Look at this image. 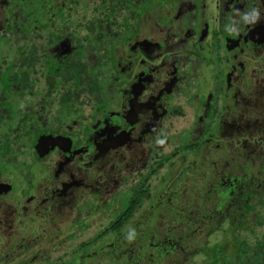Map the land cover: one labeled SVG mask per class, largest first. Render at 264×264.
Masks as SVG:
<instances>
[{"label":"rangeland","instance_id":"374dc122","mask_svg":"<svg viewBox=\"0 0 264 264\" xmlns=\"http://www.w3.org/2000/svg\"><path fill=\"white\" fill-rule=\"evenodd\" d=\"M37 1V3H36ZM55 1V7L52 11L50 6L47 8L48 13V20L46 19V16H44V10L39 7V3H42V0H33L32 4H28V1L25 0L23 3L24 6V12L27 10L34 9L36 14H34V19L41 22V25L44 28L49 26L52 29L46 30V34H51L55 32L54 30L57 29V32L60 31V33H63V29L65 30L66 34L70 33V28L72 26V32L74 34H77L79 37H84L89 32L86 29L89 22H93L96 20H92L90 16L85 15H79V12L74 8V3H70L71 0H54ZM96 4H98L102 0H93ZM113 1V0H112ZM117 0H115L116 2ZM157 6L153 5L154 7H151V13H156V24H153V19L150 20L149 18H146V20L149 21V23H145L147 26H150L151 28H156L155 31L161 36L164 34L167 35L169 32V29H166V27L170 26V22L178 23L179 18L178 14L176 13L177 7H178V0H155ZM183 1V0H180ZM184 7L186 5V2L190 3L192 5L191 11L194 12V6L197 8L195 13H198V16L200 17V14L203 13V11H206V9L201 8V0H184ZM209 0H207L208 2ZM214 2V1H213ZM213 2L210 4L212 5ZM215 5L213 9L215 10L217 8V0H215ZM106 7L111 8L110 3L106 2ZM119 4V3H117ZM130 4L129 1L125 2V5ZM220 5V13H221V27L222 29H228L231 27L226 35L235 36L236 30H239L243 33L246 32L248 29V26L250 25V15L254 13L255 8L254 7H247L244 9H236V12H227L225 9H223V0L219 3ZM48 7V6H47ZM140 10V17L144 16V13L142 11L143 9L142 5L138 7ZM65 11L66 13L70 14L66 15L64 19H61L60 24L56 22V19L58 16V12L56 11ZM149 10V8L147 9ZM146 10V11H147ZM261 10H264V5L261 8ZM185 15L187 14L188 10H185ZM190 11V12H191ZM11 10L9 9L8 14H10ZM174 12V13H173ZM215 13L217 14V10H215ZM125 14V13H124ZM174 14V16H173ZM165 15V19H162V16ZM20 16H24L23 13L19 14L16 17L18 20H20ZM55 18H54V17ZM124 16V15H122ZM148 16V15H145ZM150 16V15H149ZM0 18H8L7 24L13 28L16 27V23L14 22V17H11L10 15H7L5 17L4 12L0 13ZM9 18L11 20H9ZM123 18V17H122ZM264 18V17H263ZM263 18H258V22H261ZM52 19V20H51ZM53 19H55L53 21ZM137 19V18H134ZM185 18H182V21ZM21 20H25L24 18H21ZM67 21H70L69 24H67ZM253 22V21H252ZM133 23V21H127L126 24ZM25 24V23H24ZM54 24V25H53ZM67 24V25H65ZM26 25H28L26 23ZM40 24L38 26H41ZM213 24H210L212 26ZM29 26V25H28ZM67 26V27H66ZM173 26H177L174 24ZM201 17L196 22V28L201 27ZM110 28V26H107ZM27 28V26H26ZM124 28H127L124 26ZM129 28V27H128ZM141 29L138 31V34L141 35L140 37H148L149 35V28L147 27H140ZM24 31L26 34V37H29L28 33L25 32V28H19L17 31ZM13 30L9 31L8 34H11ZM126 35H123L121 33L119 37L121 39H125L127 36H129V32ZM173 33V30H171V34ZM137 34V32H136ZM170 34V35H171ZM21 36V35H19ZM23 37V36H22ZM114 37H116V34H114ZM118 37V36H117ZM165 36L162 38L165 41ZM5 37H0V48L4 49L5 44ZM134 41V39H133ZM158 42L160 41V38H158ZM163 43V42H162ZM216 43V42H214ZM99 44V43H97ZM202 45L199 46V50H203L205 52L207 50V47L205 46L204 39L201 42ZM88 45L86 44V47ZM95 45L94 47H96ZM203 47V48H202ZM240 47V46H239ZM236 49V58L235 59H223L220 63H225L223 66L222 74L224 71H228L225 75L226 78L223 81H220L216 83V79H213V70H207L204 69L202 66L201 61L198 62V65L193 66L191 65L192 58H189L190 61V76H187L188 78V85H190V89L196 91L199 90L197 99L194 98L192 91L190 89H185V95L183 98V102L180 101L179 106H176L174 110L172 107H174L171 103H167L162 109V117L163 119L167 120L166 125H162L164 123V120L162 119L161 124L154 125L152 127L153 130H149L148 132L144 133L145 135L143 137H140L141 139L139 141H135L125 147H122L118 150L111 151L109 155L106 158H101L96 161H94L93 164L85 163L84 159H80L79 153L74 152L72 155L69 156V161H67V164L65 165V168L67 167L70 174H72L78 181L79 185H76L73 189L72 193H70L68 199L63 200V202L58 201L55 202V204H50L48 200H45L47 198L43 196H47L51 194L50 187L53 185H56L55 181L50 179L51 175V167L53 158L56 157L54 154L46 156V159L41 160L38 159L30 165H27L26 169L30 170V172L33 174L32 179L29 180V185L27 184L24 179H21L22 173L19 170L20 168L23 169V167H20L18 170L12 168L9 166L7 169L8 172H2V176L0 180L10 185L12 188L9 190H2V193H0V225L6 222L7 218L6 216L9 215V218H12V215L15 214L16 216H19L21 218V221L25 223L23 226L18 225L13 226V228H2V225L0 226V252H3V256H0V264H20L23 259L26 256H29L30 254L27 253V255L24 253V256L21 255H15L11 254L10 256H7L8 249L11 245L16 243V240L19 239L22 242V239L24 237H20V235L28 233H33L36 230L35 225L38 223L39 219L45 220L44 223H42L43 226L48 227V231L50 230H56L59 231L60 228H65V226H71L69 228V233L65 234L63 237L62 243L56 245V248H53L55 242H45L42 239L41 242H37L40 244H36L35 250L40 249L43 254H41V257H46L48 255L47 261L56 260V258L59 257L60 261L56 260V264H60L63 259L68 258L71 255H75V253H79L81 250H79L78 246H71L69 242H79L82 240H87V238L91 237L96 230L97 222L101 221V217L105 215H109L111 212L110 210H104L99 211V208L94 209H87L85 208V200L86 198L91 199L93 201L98 197V199L103 198L104 200L102 203H105L106 201L110 199H114V203H108L109 208H113L114 206L118 205V202H121L122 198H125L127 195L130 196L131 190H127L126 187L121 185L119 181L128 180L131 177L137 178V169H142L145 167L147 161L151 160L152 157H155L156 160L160 158L161 156H168L170 155L176 148H180L179 151H175L177 153V156H173L170 160L174 162V165L169 169V172L167 175H165L164 182L160 181L161 176H163L166 171H168V167H170L168 162L164 163V166L158 170V172L151 176L150 180H147V182L144 184V187L149 190V195L145 196L142 199L141 204L139 205V209L136 211V216L139 217L140 220V230L139 231V242L140 240L142 242L150 243L155 248L151 250L149 253L150 259L147 261L145 260V263L143 264H183L188 259H195V260H201L203 257L199 251H201L204 247L212 246L213 243H222L225 242L221 239L222 233L214 230V228L205 229L200 228L201 226L198 225V229L193 226L189 229L186 225H182V218L179 215L178 210L180 209L179 204V198H184L186 200L188 199H201L202 197H206L208 194L211 195L216 189V184L220 183L221 179H223L222 175H226L227 171L225 169H222L221 162L224 160V157L229 155V146L226 144V142H231V139L238 138L237 136H232L235 133L241 135L242 137H248V116H246L247 113V106L248 103H255L256 102V94L259 92V89L261 87H264V83H262L259 78H264V66L259 61H254L255 64H253V59L248 60V54L251 55V58H255L254 53L250 54L251 52H248L247 46L241 44V48ZM25 48V52L27 51V46L22 47ZM125 47L120 46H113L108 43H104L100 50H98V57H93L92 55V49L89 50V58L88 61L90 62V67H92V70H94L93 75L100 76L99 72L102 74H106L102 80L108 79L109 76L107 72L114 70V66L118 65L119 62H121V59L123 63L125 62L123 60L124 53H127L126 51L123 53L122 50ZM98 49V48H97ZM214 49V47H213ZM210 48V51H215ZM220 49V52H222V56L227 55L223 49V46L218 45V50ZM94 50V49H93ZM218 50L216 49V55L209 51L210 59L213 61L212 58H215L213 62L216 64V57L218 56ZM6 51L11 54V50H4L2 52L5 53ZM88 50H86L87 52ZM94 52V51H93ZM133 56L136 58L138 54H140V51L136 48L134 49ZM138 52V53H136ZM199 52V51H198ZM197 53V56L198 55ZM116 54L115 57H112L111 54ZM167 53V52H166ZM188 54H194L195 52L191 49L187 50ZM22 56L23 54H20ZM201 55V54H200ZM20 56H16V62L22 60ZM169 57V55H168ZM133 58V57H132ZM224 61V62H223ZM159 62L158 59L156 63ZM123 63L121 66H123ZM142 62L134 61V63H130L133 67L132 74L129 75L131 78L132 75L134 76L135 73H138L139 70H146L147 64H141ZM148 63V62H146ZM212 63V62H211ZM127 65V64H125ZM202 66V67H200ZM40 67L39 63L36 65L35 72H29V75L32 77V81L35 80L34 77H40ZM122 68V67H121ZM159 68V66H158ZM263 68V70H261ZM204 70V71H203ZM18 73H21L17 71ZM215 72H217L215 70ZM193 75V76H192ZM98 76H95L96 78ZM229 79V80H228ZM107 81V80H106ZM110 80H108L107 83H109ZM100 88L98 87L94 88V85L92 84V94L88 99L89 103L92 101V104L95 105L97 108L99 107L101 110H98L97 112L93 113L90 116V118L86 117H80L76 116V121L71 120L70 127L66 125L60 126V131L62 133H69L67 136L68 139L71 141H75L77 138V133H81V131L90 128L91 129V122L95 120V118H102V120L105 118L104 114L107 112L108 119L110 120L112 126H117L122 122V120L118 116H113L110 109H114L117 103L121 102V95L119 97V94L117 95H111L104 97L103 93H100ZM37 88L33 87L30 89V94H22V97H28L30 102L35 103L38 100H41L43 97L42 92H37ZM3 92V86H0V93ZM222 98L219 99V96ZM123 94V92H122ZM127 95L124 92V96ZM52 95L50 99H53ZM38 97V98H37ZM201 97L204 100H200ZM232 97V98H230ZM234 97V98H233ZM84 97L80 96V99L83 100ZM87 98V96H85ZM11 99V98H10ZM219 100H222L223 106L221 108V114L219 117L218 122L216 123V126L213 128V136H205L207 138H211L209 142L203 140H200V146L192 153H188L187 149L189 147V143L191 141L190 137L192 132H194L195 125L193 126V123L195 122V118L197 115H195L194 111H191V109L186 110V106H189L191 104L199 105L201 108L205 107L206 109L203 110L204 116H197L196 122L197 124L205 125V132L206 134H209L206 129V123L208 120L211 119L212 111L214 108L217 109V102ZM18 101V99L16 100ZM187 101L190 103L187 104ZM245 101V103H244ZM59 102V101H58ZM206 103L207 106H206ZM36 104V103H35ZM216 104V105H215ZM12 105V104H11ZM10 106H8L10 110ZM91 105V104H90ZM37 107V104L36 106ZM89 107V106H88ZM193 107V105H192ZM18 105L14 106V110H17ZM96 108V109H97ZM85 109V107H83ZM4 110V109H1ZM198 110V109H197ZM7 110H4L5 112ZM25 112H31V109L24 110ZM23 111V113H24ZM93 111V110H92ZM165 111V113H163ZM174 111V114L172 113ZM175 111H178L181 115L176 113ZM8 112V111H7ZM21 112V110H20ZM89 112V111H88ZM246 112V113H245ZM201 113V112H200ZM101 114V115H100ZM68 113H64V116L66 118L62 120L63 118L55 119L60 123L64 124V122L68 121L70 119V116H67ZM100 115V116H99ZM94 116L95 118H93ZM230 116V125L232 127H229L227 125H224L222 122L223 118H227ZM147 117V116H146ZM45 119H51L50 116H45ZM202 119V120H201ZM206 119V121H204ZM22 120V119H21ZM199 120V121H197ZM39 121V125L46 123L45 120H43L42 116H38L37 122ZM53 124L51 127L48 124L47 128L55 129L58 128L56 124ZM113 123V124H112ZM18 124L14 123V127H16ZM27 122H25L24 127H20V138L22 137L24 132V128L26 127ZM122 127L123 125H119ZM162 126V127H161ZM164 126V127H163ZM72 128V129H71ZM162 129V131H160ZM73 130V132H71ZM186 130L190 133L186 137ZM229 130V134L227 133ZM11 133L12 129L9 130ZM183 133H182V132ZM8 132V131H7ZM14 132H18V129H14ZM180 132L182 134H180ZM185 133V134H184ZM2 134V135H1ZM4 133L3 126H0V136L2 137ZM16 134V133H15ZM161 134V135H160ZM13 136V135H12ZM181 138H180V137ZM204 137V138H205ZM241 138V137H240ZM235 141V140H234ZM180 143V145H178ZM77 149L80 148V145H77ZM72 148V149H76ZM76 149V150H77ZM113 149V148H112ZM83 150V148H82ZM110 151V150H109ZM186 152V154H184ZM157 153V154H156ZM227 153V154H226ZM47 154V153H46ZM65 155L64 152H62V157ZM156 155V156H155ZM67 156V155H66ZM68 157V156H67ZM36 159V158H35ZM216 164V165H215ZM224 165V162L223 164ZM69 167V168H68ZM55 168V166H53ZM104 168V169H102ZM46 171H43L45 170ZM46 174V175H43ZM55 173V170H54ZM126 176V177H124ZM65 177H63V180ZM1 182V181H0ZM2 183V182H1ZM47 183V184H46ZM129 185V183L127 184ZM123 187V188H122ZM27 188V191L25 189ZM131 189V187H130ZM23 190L26 192H23ZM23 193H22V192ZM151 191H154V193ZM229 191V190H228ZM181 193V194H180ZM216 196V195H214ZM45 198V199H43ZM30 199V200H29ZM171 199V200H170ZM29 202H26L28 201ZM50 201V199H49ZM26 202V203H25ZM64 202H67L66 204H62ZM79 202V203H78ZM196 201H184L181 205H186V208H188L191 205H194ZM27 204L30 208L31 206L34 208H37L35 210L30 209L27 213L25 212V206L23 204ZM85 203V204H84ZM76 204V205H75ZM78 204V205H77ZM97 205V203L95 202ZM106 205V206H107ZM92 206V205H91ZM16 209V210H14ZM43 209V210H42ZM199 214L201 211L199 207L196 208ZM18 211V213H17ZM36 215V219L34 220V216ZM81 217V218H80ZM23 218V220H22ZM84 219L85 223L90 224L93 223L90 227H85V223H82L80 226L82 227V232L78 234L77 232V224H74L72 220L75 221H82ZM109 218L105 219L108 220ZM2 220V222H1ZM190 223L186 222L188 225ZM202 221H200L199 224H201ZM203 224V223H202ZM201 224V225H202ZM228 225V223H224ZM11 228V229H10ZM200 228V229H199ZM72 231V234H70ZM74 231V233H73ZM148 232L149 234H152V237H158V241L155 243H152L151 237L145 236L141 234L142 232ZM52 232V231H50ZM36 233V232H35ZM38 235V234H37ZM37 235L35 237H37ZM41 235V234H39ZM70 235V238H69ZM54 236H56L54 232ZM131 236H134L132 234ZM20 237V238H19ZM57 237V236H56ZM16 238V239H15ZM27 238V237H26ZM24 238L25 240H27ZM168 238H176L177 243L175 246H173V249H166L165 251L159 253L157 250L158 248L163 249L166 247V239ZM5 239V240H4ZM123 239V238H122ZM121 239V242H122ZM225 239V238H223ZM37 241V240H36ZM162 241V242H161ZM1 243H3L1 245ZM65 244V245H64ZM101 246V245H100ZM100 246L98 249H100ZM103 247V246H102ZM101 247V249H102ZM163 247V248H162ZM126 249H129L128 247ZM87 250L91 251V248L87 247ZM6 254V255H5ZM125 255V254H124ZM126 256V255H125ZM134 258H137L134 257ZM145 258V257H144ZM38 260V259H37ZM34 261V259H33ZM43 262L42 264H49V262ZM136 262V260L134 261ZM25 264H35L34 262H26ZM94 264H106V260H95Z\"/></svg>","mask_w":264,"mask_h":264},{"label":"trees","instance_id":"16d2710c","mask_svg":"<svg viewBox=\"0 0 264 264\" xmlns=\"http://www.w3.org/2000/svg\"><path fill=\"white\" fill-rule=\"evenodd\" d=\"M126 1H129L130 4L125 5ZM146 1L147 0H117L115 2V0H102L98 4H96L93 0H71L70 3H74L73 6L79 12V15L86 14L87 16H90L92 20L96 21H93L92 23L89 22L86 27V29L88 28L87 30H89V33L84 37L74 35V33L72 32V28L75 26H72L70 28V33L68 35H71L76 39L78 44L77 49L79 52L81 50H85L82 48L84 46V43L90 40V34L95 35L97 34V32H103L104 38L102 40H104L106 37H109V40L114 39V34H116V38L120 40L121 38L119 37V35L121 33H123V35H126L127 33L125 32L130 33L133 31L135 23H128L127 25L126 22L128 20L130 22L133 20L136 21L134 18L139 17V10L137 9L141 5L143 7L144 4H146ZM106 2L112 4L111 8H106ZM52 10L53 9H51L50 11ZM31 12L33 15L36 14V12L33 10H31ZM56 12H58L57 16H59L61 19H64L66 15L70 14V12L68 14L65 11ZM55 19L57 20V18ZM69 23L70 21H67V24ZM106 24L110 26L109 29H106ZM124 26H126L127 28H124ZM49 29L50 26L48 25L45 30ZM41 30L42 29L40 28L38 29V31L31 30L28 32L29 37L23 38V41L13 43L12 47L10 48L11 55L8 51L2 54V52L9 46V42L7 39L8 36H4V39H6L4 49L0 48V86L1 84L2 86L3 84H5L4 86L9 87L12 96L15 97L16 100L18 99V101H15L13 97L10 99L11 95L7 92L4 93V89L2 92L3 95L0 93V126H3V129L11 126L13 132L11 133L10 131H8L6 134H3L2 137L0 136V171L7 169L9 166L16 170H18L20 167H23V169H19L22 173L21 179H24V181H26L28 185L30 183L29 180L32 179L31 177L33 174L30 172V170L26 169V167L27 165H30V163L39 159V148L37 147L38 131L37 128L33 130L31 127L32 123L36 121L38 116L2 115H5L7 111H9L8 106H10L11 104H13V107L17 104L22 113L24 110L30 108L33 109L36 113H39L37 111V107H35V103L30 102L29 99L27 100L28 97H22V94H29L31 87L27 88L26 86H22L20 82H23L27 79V81H29L28 83H30L32 80L29 77L27 78V73H18V69L13 70V66L11 65L10 67L9 58L14 56L13 59L16 61V51L21 50L23 46H27L28 55L27 52H25L24 48L22 51L25 54L21 56L22 60H20V64L28 65L31 63H35L37 54L36 50L34 49L35 47L30 46V42L35 39L33 34ZM55 33H57V29L55 30ZM91 40H93L95 43H99L98 41H101V39L99 40V37L97 36L92 37ZM12 41L13 38L11 42ZM250 47H253V44H251ZM250 52V54L254 53L255 58H251V55L248 54V60L253 59V64L256 63H254V61H259L264 66V47L259 50L252 48ZM212 59L213 61L215 60V58ZM216 59V64L211 60L213 63L212 70L215 73L216 81H224L227 75L226 73L228 71H224V73L222 74L223 66L225 65V63L220 62L223 59L229 60V58L227 56L223 57L222 55L218 54ZM215 70L217 71V73L215 72ZM261 70H263V68ZM75 73L76 76H82V73L80 72ZM34 78L35 80L33 81L37 82L38 77ZM259 80L264 83V78H259ZM92 82L94 85L95 83L97 85L99 83L98 80H93ZM20 85L22 87H20ZM220 98L221 97L219 96V99ZM221 101L222 100H219V102L216 103L217 109L214 108V110L212 111V115L210 116L212 120H208V122L206 123V129H208L207 131L209 132V134H206V132L204 131L205 125H198L195 124V122L193 123V126L195 125V127H192L194 128V132H192V136L189 140L191 142L189 143V147L187 149L188 153L194 152L200 146V140L204 139V142L210 141V137L213 136V128L218 122L216 117H218V120L219 117H221L220 111L223 106V102ZM246 106L247 113H245L246 116H248V120L250 123L248 124V137H242L241 135L235 133L234 135H230V137L237 136L238 138L233 139V141L231 139V142L229 143L226 142V144L230 148L228 151L229 155L226 153L227 156H225L224 160L220 162L222 164L224 162V165L221 164V167L222 169H225L227 173L226 175H222L223 179L219 181L220 183L215 182V184L217 185L215 191L217 192H214L211 195L208 194L206 197H202L201 199L197 200L188 199L189 201H191V203L196 201L194 205H191L188 208H186L185 204L181 205L184 201L188 200L184 198L178 199L179 202H181V204H179L180 209L178 210V212H181L179 213V215L183 220L182 225L184 224L189 227L188 230H190V228L193 226L198 229V225L201 226L200 228L205 229L214 228V230L222 233L221 239L225 243H213L212 246L204 247L201 251L198 252L203 257L201 260L188 259L183 264H264V96L259 98L255 103L250 102ZM1 109L7 111L3 112L4 110ZM15 111L16 110H12L11 112ZM198 112L199 116L204 115L200 110ZM230 119V116L225 119L223 118L222 122L224 123V125L232 127V125H230ZM25 122H27V125L24 128L25 133H23L22 137L20 138L21 135L19 134V129L21 126L24 127ZM14 123L18 125L14 127ZM14 129H18V132H14ZM181 132L180 134L183 133ZM186 132L187 133L184 134L187 137V135H190V133L188 132V130H186ZM227 133H230L229 130ZM205 136L210 137L207 138ZM178 145H180V143ZM176 150L179 151L180 148H176L168 156H161L160 158H158V160H156L155 157L151 156L152 159L147 161L145 167H143L142 169H137L138 179L131 177L128 180L122 179L121 181H119L122 186L124 185L127 190H131L132 192L130 196L127 195L125 198H122L121 202H118V205L114 206L113 208L108 209L109 205L107 204L114 203V199H110L105 203H102V201L104 200L103 198L98 199V197H96V199H94L93 201H91V199L89 198H86V204L84 203L85 208H99V211L110 210L111 213L109 215L101 217V221L97 222L96 230L94 231L93 235L87 238V240L74 242V244H72V242H69L71 243L70 245L72 247L77 245L79 250L81 251L79 253H75V255H71L68 258L63 259L60 264H94L95 260H99L100 262L101 260H106V264H143L145 263V260L148 261L151 258L149 253L151 252V250L157 247L153 248L154 246L152 244L142 242V239L139 242L138 235L140 233L138 230H140V220L139 217L136 216V211L139 209V205L141 204L142 199L145 196L149 195V190L144 187V184L147 182V180L151 179V176L155 175L158 170L164 166L165 162H168L170 167H168V171H166V173L160 178V181L164 182L165 175H167L169 169L174 165V162H172L170 159L173 156H177V153L175 152ZM184 154H186V152H184ZM43 159H46V155ZM128 183L129 185H127ZM25 191H27V188L25 189ZM25 191L23 190V192ZM152 192L154 193V191H151V193ZM43 197H48L47 199H43L48 200L50 204H55V202L58 201L63 202V199L59 200L58 195L57 197H54L49 194ZM29 200L26 202H29ZM95 202L97 203V205L95 204ZM25 203L23 204V206H25L26 213L30 209H37H33L32 206L29 208ZM66 203L67 202H64L62 204ZM197 207H199L201 211L199 214L197 213ZM34 217L35 220L36 215ZM6 218V222H4L3 224L1 223L2 228H13V226H17L18 228V225L23 226L26 223H23L21 221V218L19 216H16L15 214L12 215V218H9V215H7ZM107 218L109 219L105 220ZM72 221L75 222L74 224H77V232H79L78 234H80L82 232V227H84L80 225L82 223H85L84 219H82V221ZM189 221L190 223L187 225L186 222ZM200 221H202V225L199 224ZM44 222L45 220L39 219L38 223L35 225L36 233L33 232L28 233L27 235H20V237H27V240L23 238L22 242L20 241V243L19 239L16 240L15 244L7 248V252H9L7 253V256H10L11 254L24 256V253L26 255L27 253H29V256H26L25 258L23 257L22 261H20V264H25L27 261L34 262L35 264H42L43 262L47 261L48 255L46 257H41L40 255L43 254V252H41L40 249L35 250V245L40 244L37 242H41L42 239L44 240V243L55 242L53 248H56V245L64 241L63 237L65 234L69 233V228L71 226L60 228L59 231L50 230L52 231L50 232L48 231V227L42 225V223ZM224 223H228V225ZM85 225V227H90L93 225V223H85ZM54 232L57 237L54 236ZM70 234H72V231ZM132 234H134V236H131ZM141 234L151 237L150 239L152 240V243H155V245L157 244V236L152 237V234H149L145 231ZM36 235L37 237H35ZM176 243V238H167L165 243L166 247H162L163 249L158 248L157 251L161 253L166 249H173V246H175ZM2 244L3 243H1V245ZM99 246L100 249H98ZM87 247L91 248V251L87 250ZM127 247L129 249H126ZM0 256H3V252H0ZM136 256L137 258H134ZM56 260L60 261L59 257L56 258ZM56 260H50L47 262H49V264H56ZM135 260L136 262H134Z\"/></svg>","mask_w":264,"mask_h":264},{"label":"flooded vegetation","instance_id":"af4514ba","mask_svg":"<svg viewBox=\"0 0 264 264\" xmlns=\"http://www.w3.org/2000/svg\"><path fill=\"white\" fill-rule=\"evenodd\" d=\"M27 1L28 4L33 3V0ZM213 1L215 2V0H209L208 2L207 0H201V8L206 9V11H203V13L200 14L201 25L203 26L196 28V22L200 18L198 13H195L197 8L194 6L193 8L195 10L192 12L190 9L192 8V5H190V3L186 2L184 7L185 1L178 0L177 2L179 3L176 13L178 14L177 16L179 21L176 23L178 20L177 19L174 23L170 22V26L166 27V29H169L168 34L161 36L157 32H152L155 31L156 28L153 29L145 24L147 22L149 23V21L146 20V18L149 17L150 20L153 19V24H156V13H151V7H154L155 5L157 6L156 1L147 0L146 4L143 6V9L145 8V10L142 11L144 16L140 17L139 13V17H137V19H135L136 21H134V29L129 33V36L120 40H118L116 37L111 40H109V37H106L104 40H102L104 38L103 32H97L95 35L90 34V40L84 43L82 48L85 50H81L79 52L77 49L78 44L76 39L73 36L66 34L64 29L63 35L60 33V31L57 33L53 32L51 34H46V30L41 25V22L34 19V15L31 12V10L34 11V9L27 10L26 12L23 11V3L25 0H0V13L4 12L5 17L7 15L14 17V22L16 23V27L13 28L12 25L10 27L7 24L8 18H0V37L8 36V50H10L13 43L23 41V38H26L24 31L20 30L15 32L14 30L24 27L26 29L25 32L28 33L31 30L38 31L39 28L42 29L41 31L35 32L33 34L35 41L32 40L30 42V46L35 47L34 49L36 50L37 54L35 63L21 65L18 59L17 62L13 59L14 56L9 58L10 67L12 65L13 70L18 69L17 71L21 73H27V78L32 77L29 75V72L32 73L38 70L36 68L38 63L41 65L39 70L41 76L38 78L37 82L33 81L28 83L29 81H27V79L23 82H20L22 86H26L27 88L36 87L38 89L37 92L43 93L42 99L38 100V103L37 101L35 102L37 104V111L39 113H36L31 108V112L27 111L22 113L20 112L21 109L19 106L15 112H11L14 110L12 104L10 110L2 116H42L43 120H45L46 123H44V125H39V121L37 122L36 119V121L32 123L31 127L33 130L37 128L38 131V158L43 160L45 155L49 156L54 154L56 156L52 161V165L55 166V168L52 166L50 172L52 175L50 179H53L56 183V185L50 187L52 196L57 197L58 195L59 200L68 199L70 196L69 194L72 193L75 186L79 185V181L72 174L69 172L67 173L68 169L67 167L65 168L67 161L70 159L69 156L74 152L79 153L78 158L84 159L85 163L93 164L94 161L98 159L106 158L111 151H114L115 149L118 150L135 141H139L141 139L140 137L145 135L144 133L148 132L149 130H153L152 127L154 125L156 126L157 124H161L159 123L163 119L161 108H163L167 103H171L174 106L172 107L174 110L176 106H179V104L183 102L185 89L191 88L187 81V76L191 77L189 72L191 71L189 58L193 59L191 62L192 68L193 66L198 65V62L201 61L204 69L211 70L213 63H211L212 61L209 55L210 48L213 49L214 47L215 51L210 52L216 55V49L218 50V45L223 46L224 51L227 54L223 57L227 56L229 59H235L236 54L238 53L236 52V49H238L239 46V48H241V44L243 43L245 46H247L248 52H250L252 48L259 50L264 47V10H261L264 5V0H223V9H225L226 13L234 12L235 14L236 9H244L248 6L255 8L254 13L249 17L250 25L248 26L246 32L243 33L239 30H236L234 31L235 36L226 35L231 27L228 29H222L221 27V4H219L221 0H217V8L215 9L218 12L217 14L213 9L215 5ZM212 2L213 4L210 5ZM54 4V0H43L42 3L38 4L39 7L44 10V16H46L47 20L48 13L45 12H47V8L50 6H52L51 9H53L55 7ZM148 8L149 10H147ZM9 9L11 10L10 14H8ZM184 9L188 10L186 15ZM61 11L62 10H60V12ZM20 13H23L24 16L20 17H25L24 21L21 20V18L20 20L16 18L17 16L19 18ZM182 18L185 19L182 21ZM258 18H263V20L258 22ZM162 19H165V15L162 16ZM9 20L11 19L9 18ZM60 21L61 18L58 16L56 22L60 24ZM26 23L29 26L26 25ZM39 24L41 26H38ZM174 24L177 26H173ZM210 24L213 25L210 26ZM107 26L108 24L105 26L106 29H109ZM140 27L149 28L150 32L148 37H140L141 35L138 34V31L141 29ZM50 29L52 28L50 27ZM11 30H13L12 33L8 34V32ZM171 30H173L172 34ZM74 35L78 36L77 34ZM95 36L99 37V40L101 39V41H98L99 45L96 47L94 46L97 43L91 40L92 37ZM165 36L167 37L164 41L162 38ZM12 38L13 41L11 42ZM158 38H160V41L163 43L158 42ZM203 39L205 46L207 47L205 52H203V50H199V46H203V44H201ZM104 43H111L113 46L118 45L120 47H125L122 52L124 53L126 51L127 53H124L123 57L125 62L123 63L121 59V62L114 66V70L107 72L109 78L101 81V79L106 76V74L99 72L100 76L95 75L98 76L96 78L92 73L94 70H92V67H90L91 61H88V59H90V48L94 49H92V55L93 57L96 56L95 58H97L98 50H100ZM86 44L88 45L87 47ZM251 44H253V47H250ZM136 48L140 51V54H138V56L135 58L133 53H135L134 49L136 50ZM23 49L24 48L16 51L15 56H20L19 53L24 55L25 53L22 51ZM188 49L193 50L195 53L188 54ZM86 50L88 51L86 52ZM26 52L28 55V51ZM196 52H198L199 56H197ZM218 53L219 55H222L220 49L218 50ZM115 55L116 54L114 53L111 54L112 57H115ZM157 59L159 62L156 63ZM137 60L138 62H142L141 64H147V69L139 70L138 73H135L134 76L132 75V77L129 78V75H131L133 71V67L130 63H134V61ZM122 63L123 66H121ZM75 72L82 73V76H76ZM30 79L32 80V78ZM213 79H216L214 72ZM93 80H98V85H100L98 86L96 83L94 85L92 82ZM108 80H110L109 83H107ZM92 84L94 85L95 90L96 88L101 87L100 93H103L104 97L111 95L114 96L117 94H119L120 97L121 95V102L117 103L115 108L110 109L109 111L113 116H118L122 120L123 123L120 122V124L123 126L120 127V124L118 127L110 125L111 122L108 119L109 116H107V112L103 113L105 116L103 120L102 118L99 120L98 118L92 116L95 118V120L91 122V129L88 128V130L85 129L81 131L80 134L77 133L78 136L73 142L65 137L69 133H62L60 131V126L66 125L70 127L69 122L71 120L76 121V116L86 118L89 116L88 118H90L92 112L95 113L98 110H101L99 107L97 108L95 105H93L92 101L89 103L88 98L93 95ZM4 85L5 84H3L4 93H9L11 95L10 98H12L13 96L9 87ZM21 85L20 87H22ZM190 91H192V93H196L193 94V96L195 99H197L199 90L194 91L190 89ZM124 92L127 95L124 96ZM52 95H54L53 99H50ZM80 96L84 97L83 100L80 99ZM85 96H87V98H85ZM262 96H264V87H261L259 92L256 94V101ZM13 98L16 101L15 97ZM200 100L204 99L201 97ZM180 101L182 102L179 103ZM189 103L190 102L187 101V104ZM207 104L208 103H206V106ZM83 107H85V109H83ZM185 108L186 110L191 109V111H194L195 115L198 117V111L200 110L203 113V110L206 109L205 107L201 108L196 104H191ZM175 112L178 113V111ZM181 112L178 113V115H181ZM64 113H68L67 116H70V119H68L67 122L65 121L64 124H61L60 122L66 118ZM163 113H165V111ZM172 113L174 114V111ZM45 116H50L51 119L46 120ZM60 118L63 119L55 123V121H58ZM216 119L218 121V117H216ZM163 120L164 123L162 125L165 126L168 118L167 120ZM204 121H206V119H204ZM54 123L58 126V128H47L48 124L50 125L49 127H51ZM197 123L198 122L195 120V124ZM11 129V126H8L3 130L6 134L7 131ZM160 131H162V129H160ZM71 132H73V130H71ZM77 145H80V148L77 149ZM72 148H76L77 150ZM62 152L65 153L63 157ZM8 171V169L0 171V178L2 176V172ZM43 171H46V169ZM43 175L46 174L43 173ZM63 177H65L64 180ZM0 181L2 182H0V193H2L3 189L10 190L12 188L2 180Z\"/></svg>","mask_w":264,"mask_h":264},{"label":"clouds","instance_id":"9594fccd","mask_svg":"<svg viewBox=\"0 0 264 264\" xmlns=\"http://www.w3.org/2000/svg\"><path fill=\"white\" fill-rule=\"evenodd\" d=\"M129 238H131V237H129Z\"/></svg>","mask_w":264,"mask_h":264}]
</instances>
